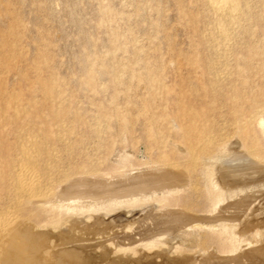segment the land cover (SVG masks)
I'll use <instances>...</instances> for the list:
<instances>
[{"label":"rangeland","instance_id":"1","mask_svg":"<svg viewBox=\"0 0 264 264\" xmlns=\"http://www.w3.org/2000/svg\"><path fill=\"white\" fill-rule=\"evenodd\" d=\"M210 1L0 0V208L28 136L46 139L61 171L111 179L176 160L173 146L198 136L263 151L264 0L222 12ZM236 151L226 160L240 162Z\"/></svg>","mask_w":264,"mask_h":264},{"label":"bare ground","instance_id":"2","mask_svg":"<svg viewBox=\"0 0 264 264\" xmlns=\"http://www.w3.org/2000/svg\"><path fill=\"white\" fill-rule=\"evenodd\" d=\"M224 2L212 5L222 12ZM33 136L19 145L20 161L9 176L12 203L0 208V264H264V150L198 136L186 148L173 146L176 160L111 179L100 168L61 171L46 139ZM232 150L243 155L240 162L227 163ZM138 213L136 222L116 224ZM159 231L165 236L155 238ZM214 237L225 240L218 252L207 245ZM188 238L194 249L177 245Z\"/></svg>","mask_w":264,"mask_h":264}]
</instances>
